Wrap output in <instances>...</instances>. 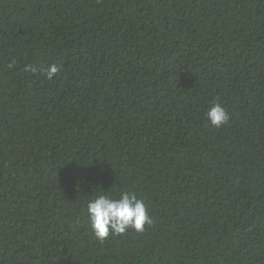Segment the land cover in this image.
<instances>
[{
    "label": "trees",
    "instance_id": "1",
    "mask_svg": "<svg viewBox=\"0 0 264 264\" xmlns=\"http://www.w3.org/2000/svg\"><path fill=\"white\" fill-rule=\"evenodd\" d=\"M0 264H264V0H0Z\"/></svg>",
    "mask_w": 264,
    "mask_h": 264
}]
</instances>
